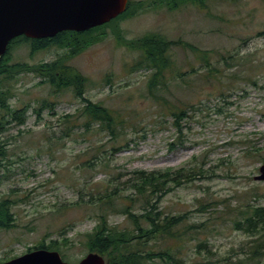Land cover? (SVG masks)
<instances>
[{"label":"rangeland","instance_id":"rangeland-1","mask_svg":"<svg viewBox=\"0 0 264 264\" xmlns=\"http://www.w3.org/2000/svg\"><path fill=\"white\" fill-rule=\"evenodd\" d=\"M121 27L127 39L157 32L214 51L210 61L216 77L206 80L205 65L192 52L175 46L172 56L177 67L188 72L187 84L166 74L167 88L157 91L171 105H198L193 117L182 123L183 144L175 146L174 122L163 114L164 102L148 93L151 72L131 70L140 54L119 46L108 29L103 42L73 58L71 65L90 81L86 97L127 120L121 140L112 141L97 126L87 131L82 119L67 132V116L76 115L81 107L69 92L56 100L50 97L56 104L40 117L30 111L21 136L18 128L9 127L3 136L9 160L0 167V202L14 203V227L0 229V264L42 242L49 246L52 240L59 242L65 262L79 264L88 254L83 235L97 224L94 206L117 190L118 195L136 199L125 201L140 213L138 195L123 185L130 173L186 165H204L210 178L179 188L160 204L164 214H185L187 225L194 226L179 243L182 258L186 262L210 258L198 247L202 240L216 254L214 261L245 258L242 251L252 238L234 221L247 204L264 207V182L255 180L264 165V0H211L205 9L190 5L174 12L148 10ZM62 53L54 47L31 55L22 47L12 55L14 61L38 64ZM39 82L32 74L22 75L12 105L35 108L50 94V88ZM110 224L131 228L122 214L112 215Z\"/></svg>","mask_w":264,"mask_h":264},{"label":"trees","instance_id":"trees-1","mask_svg":"<svg viewBox=\"0 0 264 264\" xmlns=\"http://www.w3.org/2000/svg\"><path fill=\"white\" fill-rule=\"evenodd\" d=\"M210 1L129 0L126 11L103 26L85 32L65 31L51 39H28L22 36L11 41L7 53L0 60V167L9 160L8 143L3 140L9 127L18 128V133L21 136L24 133L22 128L27 123L30 111L40 117L44 110L51 109L56 104L51 101L50 97L56 100L60 94L66 92L71 93L75 99L81 102V107L76 115L67 116V132H70V129L75 126V121L82 119L87 131L97 126L101 132L108 133L112 141L121 140L127 120L121 113L86 97L90 81L88 77L71 65L73 58L103 42L109 35L108 29H111L119 46L140 54L131 70L136 72L144 69L151 72L147 81L148 93L156 101L164 102L162 104L163 114L173 118L176 131L175 146L182 145L184 142L182 123L193 117L198 105H171L165 97L159 96L157 91L160 87L167 88L166 74H171L173 79L182 78L183 82L187 84L184 77L188 72L185 73L181 68H178L172 56L175 46L192 52L198 61L205 65L207 71L202 74V77L206 80H209L211 76L216 77L213 74L216 68L210 61L214 51L203 50L181 39L172 40L157 32L136 39H127L121 24L148 10L166 9L174 12L190 5L205 9L208 8ZM22 47H27L31 55L54 47L62 50L63 53L53 61L38 64L14 61L12 52ZM221 58L225 59V56L221 55ZM192 70L195 71L194 68ZM27 74H32L40 79L39 85H47L50 88L49 96L39 100L33 109L31 104H25L21 108L12 105V100L17 96L16 84L22 75ZM222 96H225L223 91L221 92ZM247 154L252 156L253 153L249 150ZM194 159L196 160V158ZM261 159L264 163V156ZM4 167L7 168L6 165ZM202 178H210L204 165L193 167L186 165L178 169L152 172L144 170L131 172L123 185L138 195L142 211L136 213L135 206L125 201L135 202L136 199L123 194L118 195L117 190L112 191L110 195H107L105 202L94 206L97 224L91 232L83 235L86 238L85 246L88 253L101 254L109 264H264V207L250 204H247L245 209L240 212L241 218L234 221L238 230L252 238L249 245L242 251L246 254L245 258H224L214 261L211 258L216 254L212 251L209 242L205 240H202L198 247H203L210 258L192 262H186L182 258L180 253L182 246L179 243L185 240L189 230L194 226L187 225L188 218L185 214L175 216L164 214L160 210V204L167 195ZM255 190V193L252 194L256 198L258 193ZM113 195L115 197H112ZM13 205L14 203L8 199L1 200L0 229L14 227ZM115 214H122L131 228L120 229L111 225L110 217ZM67 242L69 241L67 240ZM35 248L62 253L57 240H52L49 246H45V242H42ZM61 255L64 259L65 255Z\"/></svg>","mask_w":264,"mask_h":264},{"label":"water","instance_id":"water-1","mask_svg":"<svg viewBox=\"0 0 264 264\" xmlns=\"http://www.w3.org/2000/svg\"><path fill=\"white\" fill-rule=\"evenodd\" d=\"M129 0H0V60L11 41L54 38L65 31L85 32L123 14ZM255 180L264 182V165ZM2 264H69L57 251L37 249ZM79 264H109L88 253Z\"/></svg>","mask_w":264,"mask_h":264}]
</instances>
